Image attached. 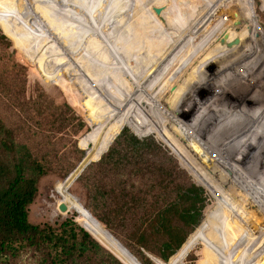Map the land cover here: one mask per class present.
I'll use <instances>...</instances> for the list:
<instances>
[{"label": "trees", "instance_id": "16d2710c", "mask_svg": "<svg viewBox=\"0 0 264 264\" xmlns=\"http://www.w3.org/2000/svg\"><path fill=\"white\" fill-rule=\"evenodd\" d=\"M177 1L184 3V0ZM191 1V4L195 5V2ZM218 1L209 0L215 8L206 17L204 24H199L186 39L170 41L169 36L172 30L163 23L155 10V5H165L166 0H0L2 53L14 60L21 52L25 51L29 42L45 38L57 50L55 51L60 53L68 65L67 68L74 71L77 76L81 75L80 86H86L84 87L85 91L90 94L89 96L94 102L101 105L103 111L100 115L96 114V121H93L76 108L77 105L82 108L88 106V101L82 100L84 99L83 94H81L82 98H74L70 102L62 94L63 92L58 90L57 83L51 77L52 74L48 66L42 65L44 61L53 59L52 55L45 57L46 53H42L37 58L22 62L24 68H30L32 76L37 77L36 79L40 83L37 92L39 95L41 94V97H44L43 100L46 97L44 101L49 103L48 105L43 103L42 109L53 108L54 111L62 113L60 116H66V109L63 107H68L70 109L68 111L72 112L76 120H80L84 131L83 136L77 138L76 145H73L72 142L69 143V140L65 142V151L70 152L71 156L64 158L66 161H59L58 170L52 163L47 162L40 150L27 144L21 137L16 138L14 129L7 124L0 113V131H5L10 138L7 140H11L13 146L15 142L18 150L23 153L40 177L54 173L69 180H76L89 162L96 161L103 155H107L108 159L112 160L115 158L116 150L110 148V145L125 126L131 127L138 135H147L146 131L140 127L147 126V129L151 130L159 141L171 148L183 167L180 171L187 170L190 176L188 178H191V183L188 182L190 184L188 191L193 194L192 198H188L187 195L179 197L180 203L184 201L183 199L189 202L187 208H182L178 202L177 205H168L164 209L151 207L152 211L149 214L154 223L149 229L146 228V219H144L147 198L144 192L141 194L139 191H130L123 196L122 200L125 199V203H132L126 211L113 210V208L108 210L109 215L115 219L122 215L124 220H129L124 223L127 226L124 227L122 235L128 242L147 251L148 257L143 256L145 259L141 261L120 241L115 245H110L109 248L105 243L106 240H109L106 235L109 233L116 235L113 227L111 228L112 219L106 216L107 219L101 220L103 223L105 222L108 231L85 206L80 212H77L78 215L73 214V216L62 218L54 223L36 224L31 222L28 209L33 204L38 189L35 190L31 187L24 178L21 162L12 165L8 159L0 160V264H264V252L246 254L243 247L245 243L236 234L237 227V232L242 237L256 233L264 239V207H262L264 205V168L254 169L256 175L258 172L259 175L254 179L250 177V181L248 180L246 186L238 193H235L234 188L226 187L220 180L223 172L232 166L230 174L233 169H238L239 177L246 175L241 170L243 166L240 163L235 165V162L242 157V151L250 147L258 138L264 140V125L260 127L259 124L243 115L235 105L249 114L252 111L243 107L240 100L235 99L233 100L235 105L233 104V108L228 110L231 113L226 111L227 113L222 117V119L228 117L229 121L227 123L222 121L224 127L221 125L216 129L211 138L207 140L206 138L202 139V136L199 137L203 132V130L200 131L203 128L200 125L199 131L194 126L189 130V134L186 132L183 134L173 133L179 142L145 105L153 90L158 85L160 87L165 85L171 67L175 66L177 62L179 63V59L183 61L185 56L182 55L183 52L193 50L198 61L205 60L211 70L207 59L202 56L196 46V38L201 33L203 34L211 20L217 18L227 7L229 8L221 23L222 30L218 31L219 28L218 32H215L217 33L215 37H213L215 33L213 35L211 30L204 36V39L221 43L217 48L221 50L222 58L228 65V74H234L236 69H238L236 74H240L248 68L252 70L251 73L247 70L248 77L256 75L260 77L258 80L262 79L260 83L251 86L250 91L257 92L264 88L263 71L259 67L255 68L254 59L256 51L264 44V30L261 28L264 25L259 19L256 7L251 0ZM138 19L142 20L145 26L148 25L157 31L160 37L157 41L152 37L149 38L155 53L151 56L148 55V59L145 57L144 62L139 61L142 55L140 53L143 48L149 46L142 42L144 41L141 39L142 37L138 36ZM34 20H37V23L34 24ZM187 24L191 23L180 24L177 29ZM11 40L19 47V50H14L15 54L9 48V45L12 44ZM138 40L142 41L138 42ZM96 41L101 43L105 41L113 47L115 64L110 66L112 68L109 70L110 73L107 72L105 63H100L97 68L89 69L90 65L82 66L77 61V59L85 61V58L90 57L92 44ZM211 42L210 45H213ZM161 43H166L165 51H168L164 52L165 54L157 48ZM173 44H176L174 48ZM210 45L209 49H211ZM37 47L39 49L38 45ZM171 50L172 52L166 56L164 65H161L164 56ZM55 55L57 59L58 56ZM158 56L159 64L156 65L158 70L154 73L149 72V74H153L135 101L136 106L145 116L142 117L133 102L142 86L136 89L131 87V89L133 88L131 90L128 88L130 86L125 84L123 89L119 82L124 81L123 76L128 78L132 76V68L144 69L152 57ZM234 57H236L234 63L230 62ZM261 61L264 65V58ZM37 64L41 66L38 67ZM159 65L161 66L159 67ZM233 65L239 66L235 69ZM3 67L0 68L1 78L4 77L2 73L6 72L5 65ZM167 67L171 68L168 73H166ZM211 73L214 76L212 70ZM143 83H145V79L142 81ZM26 86L31 93L32 87ZM19 87L25 88V85L20 84ZM52 99L58 100L57 107L50 104L49 101H53ZM226 104L228 105L227 102ZM17 110L20 115L31 122L33 121L34 116H30L23 109ZM232 115L243 125L248 126L250 135L252 133L253 135L241 144V149L240 147L236 148L214 170H211L217 161L225 157L233 146L245 137L244 129ZM262 122L264 124V121ZM157 130L161 134L164 133L174 147L181 151L192 165L196 166L204 178L228 200L242 218L191 165V171L195 175L190 171L187 163L167 143L168 140L164 135L157 133ZM188 136L189 139H187ZM136 141L140 144H147L142 139H136ZM5 146L7 144L4 143V148L8 149ZM136 148L141 149L142 147ZM207 155L211 159L206 158ZM140 160H138L139 163ZM246 176L249 177V174ZM176 182L177 185L174 188L176 187L175 189L179 191L182 189L183 181L178 178L174 183L176 184ZM168 186L170 184H166V187ZM167 193L171 196L174 194L173 191ZM158 198L160 197L156 198L157 201ZM207 199L208 202H206ZM211 199L213 204H211ZM203 204L207 206V209L205 215L202 216L200 206ZM10 207L14 209L13 212L9 210ZM200 215L203 218L197 226H194L199 221ZM191 218L194 220L191 221ZM183 220L190 221L195 227L188 236L185 235L181 226L185 223ZM117 238L123 240L120 236Z\"/></svg>", "mask_w": 264, "mask_h": 264}, {"label": "rangeland", "instance_id": "374dc122", "mask_svg": "<svg viewBox=\"0 0 264 264\" xmlns=\"http://www.w3.org/2000/svg\"><path fill=\"white\" fill-rule=\"evenodd\" d=\"M193 1L195 2V5L191 4V0H184V3L177 0H166L165 5H155V10L161 8V12L158 13L160 19L169 27V29L172 30L169 36L170 41L172 39H176L177 41L186 39L199 24H204L206 17L209 16L215 8L211 5L209 0ZM214 1L219 2L218 0ZM251 2L256 7L259 19L264 25V2L261 0H251ZM228 8L229 7L224 9L223 12L205 28L204 33H201L196 38V46L198 50H200L202 56L207 59L211 66V70L214 73L213 78H215L217 83V90L216 86L214 87L208 80L201 63L194 54V51L190 49L184 52L183 56H185L183 61L179 59V63L172 67L166 77L165 85H163V87L158 85L145 102V105L151 113L154 114L165 129L174 137V134L178 133L183 134L186 132L189 134V130L194 126H196L197 131H199V126L201 125L200 127L203 128L200 129V131L203 130V132L199 137L202 136V139L206 138L208 140L216 132V129L221 125L224 127L223 122L227 123L229 121L228 117L227 119H222V117L227 113L226 111L233 108V104L235 105L233 100L235 99L240 100L243 107H247L252 111L251 115V113L249 114L246 111L241 110L239 106L235 105L243 115H246L254 123L259 124L260 127L261 125H264L262 122L264 121V88L257 92L250 91V87L254 86L256 83H260L262 79L258 80L260 77L256 75L248 77V71H250L249 73L252 72V70H249L248 68H246V70L244 69L243 73L240 72V74H236L238 70L236 67L239 65H236V67L233 65L236 72H234V74H228V65L222 58L221 50L217 48L221 43L211 42L212 40L205 41L204 39V36L211 32V30L213 31V35L219 28L220 30L218 31L222 30L221 23ZM137 21V29L139 31L138 36L142 37L141 39L144 40H138V42H145L147 43L146 45L149 46L143 48L140 53L142 55L139 61L144 62L145 57L148 59V55L151 56L155 53V50L151 47L152 45L149 42V38L152 37L157 41L160 37L157 31L148 25L145 26L142 23V20L139 21L138 19ZM35 23H37V20H34V24ZM186 23L191 24H187L177 29L180 24L184 25ZM261 28L264 30V27ZM216 34L217 33H215L213 37H215ZM1 38L2 36L0 39ZM1 41L2 40H0V44H2L0 45V68H4L3 65H5L6 72L2 73L4 76L3 78L0 77V113L7 124L14 129L16 138L21 137L27 144H31L33 148L40 150L47 162L49 161L54 165L55 169L57 168L59 170V161H66L64 158L70 155V152L65 151V142L69 140V143L72 142L73 145H76L78 143L77 138L81 135L83 136V125L80 124V120H76L72 112L68 111L70 110L68 107H63V109H66V116H60L62 113L54 111L53 108L51 109L47 107L46 109H42L43 103L45 105H48L49 103L44 101L46 97L43 100L44 97H41V94L39 95L37 92V87L40 85L38 79H36L37 77L32 76L30 68H24L22 65V62H27L20 58L23 52H21L16 59L12 60L7 54L2 53L3 43ZM210 42L213 43V45H210ZM11 43L12 44L9 45L11 51H14L15 49L19 50V47L15 45L13 40H11ZM36 43H38L37 45L39 46V49L37 45H35ZM175 45L176 44H173V48ZM209 45L211 49H209ZM92 46V50L90 51L98 52V55L105 59L103 62L105 63L104 66L106 67L107 72L110 73L109 70H112L110 66L115 64V60L113 59V47L105 41L103 43L96 41ZM34 47L39 55L46 53L45 57L51 55L54 57L41 64L48 66L52 74L51 77L57 83L58 90L62 91V94H64L70 102H72L74 98H82L81 94H83L84 99L82 100H86V102L88 101V106L82 108L77 105L76 108L81 110V112L87 115L91 120L96 121L97 115H100V113L103 112L102 107L97 104V102H94L89 96L90 94L85 91L84 87L86 86H80L82 80L81 75L77 76L74 71L72 72L67 68L68 65L65 60H63L60 53H57V50L54 49L53 45H51L45 38L36 41L32 40L29 42L28 46H26L25 51L31 53L35 50ZM166 47V43H161L157 48L161 53H166L168 51H165ZM15 51L13 54H15ZM171 52L172 50L164 56L161 65H164L166 56ZM55 54L58 56L57 59ZM255 54V68L259 67L264 75V65L261 61L262 58H264V44L258 48ZM45 57H43L44 60ZM232 60L230 62L234 63L236 57ZM158 61L159 56L155 58L152 57L144 69L132 68V76H130V78L123 76L124 81L119 82L120 87H123L126 84L130 86L128 87L129 89H131V87L136 89L142 86L133 101L134 103L151 75L154 71L158 70V67L156 68V65L159 64ZM161 65H159V67ZM36 66L40 67L41 65L37 64ZM108 67H110V69H107ZM149 72L153 73L149 74ZM114 73L116 74V72ZM241 73L242 75H246L242 76ZM41 78H43V76H41ZM144 79L145 83L142 84ZM20 84L25 85V88L19 87ZM26 85L32 87V89H30L31 93H29L28 86ZM49 85L52 86L51 83H49ZM85 95L87 96L85 97ZM52 100L53 101H49L50 104L57 107L56 103H58V100ZM34 104H37L38 106H35ZM17 109H23L30 116H34L33 121L31 122L26 117L20 115ZM63 109L61 110L63 111ZM140 114L142 117H145L141 112ZM235 119L244 129L243 135H245V137L234 145L232 150L225 157L217 161L211 170H214V168L225 160L236 148L240 147L241 149V144L253 135V133L250 135L251 132L248 126L243 125V123L236 117ZM140 127L146 131L147 135H138L131 127L125 126L110 145V148L116 150L115 158L112 160L108 159L107 155L101 156L99 160L89 163L76 180H69L54 173H49L40 177L39 173L32 167L23 153L18 150L15 142L13 146L11 140H9L11 145L3 141L4 139L7 140L10 138L5 131H0V160L8 159L12 165L21 162L24 169V178L28 181V184L31 185V187L35 190L38 189L37 196L28 209L31 222L36 224L54 223L60 221L62 218L73 216V214L78 215L77 212H80L85 206L95 219L102 223L106 228L107 226L105 225V222L103 223L101 220L105 219L106 216L112 219V226H110L111 228L113 227L112 229L116 235L113 233L112 234L115 237L110 233L106 235V238L109 240H106L105 243L109 248L110 245L117 244L119 240L141 261H144L143 259L145 258L143 256L148 257L147 251L128 242V240L122 235L124 227L127 226H125L124 223L125 221L129 222V220H124L125 218H123L122 215L115 219L113 216L109 215L108 210L113 208V210L122 209V211H126L132 203H125V199L122 200L123 196L130 191H139L141 194L144 192L147 196L144 208L146 217L144 219H146V228L149 229L154 223L152 216L149 214L152 211L151 207H155V209H164L168 207V205L171 206L178 202L181 204L182 208H187L189 202L183 199L184 201H181L180 203L179 197L180 195H187L188 198H192L193 194L188 191L190 186L189 183H191V178H188L190 177L188 175L189 173L187 170L180 171L183 167L180 165L179 159L171 151V148L159 141L154 134H152L153 132L147 129V126H145V128L144 126ZM157 133L162 135L159 130H157ZM136 139H142V141H146L145 143L147 144L137 143ZM187 139H189V136ZM4 143L7 144L5 147L8 149L4 148ZM167 143L179 154L178 150L171 143L168 141ZM136 147L142 148L137 149ZM242 152V157L235 162V165L240 163L241 166H243L241 170L244 171V174H249V177L246 175H241L243 177H239V175H237L238 169H233L230 174V170L233 166L228 167L220 176L221 182L226 187L234 188L235 193L240 192L243 187L246 186L250 181V177H252L251 179H254L255 176L259 175V172L256 175L254 169H257L258 167L264 168V140L258 138L250 145V147ZM179 156L181 155L179 154ZM49 157H51V159H49ZM181 158L185 161L182 156ZM206 158L211 159L208 155ZM138 160L141 162L139 163ZM185 163L187 162L185 161ZM187 165L191 171V166L188 163ZM178 178L183 181L182 189L179 191L175 189L176 187L174 188V186L177 185V182L176 184L174 182ZM166 184H170V186L166 187ZM171 191L174 193L172 196L167 193ZM157 197H160L158 198V201L156 200ZM61 202L66 203L69 211L61 212L58 209V205ZM206 202H208V199ZM211 204H213L212 199ZM262 207H264V205ZM206 209L207 206L204 204L200 206L202 216L205 215ZM9 210L11 212L14 211L11 207ZM202 218L200 215L199 221H197L194 226H197ZM178 220L181 221L180 219ZM192 220H194V218H191V221ZM183 222H185L181 224L183 232L188 236L195 227L190 221L186 222L183 220ZM236 234L245 243L243 247L246 254L264 252V239L256 233H251L248 236L242 237L238 234L236 227ZM119 236L122 237L123 240L117 238ZM151 261L153 260L151 259Z\"/></svg>", "mask_w": 264, "mask_h": 264}, {"label": "water", "instance_id": "95a60500", "mask_svg": "<svg viewBox=\"0 0 264 264\" xmlns=\"http://www.w3.org/2000/svg\"><path fill=\"white\" fill-rule=\"evenodd\" d=\"M156 11L158 12V13H160L161 12V8H157L156 9ZM35 50H33L31 53L30 52H26V51H24L22 54H21V59H24V60H30V59H33V58H37V57H39V54H38V52H37V50H36V48H34ZM99 53L97 52H91V54H90V57H87V58H85L86 60L85 61H82V60H78L77 59V61H78V63L79 64H81L82 66H84V65H90L89 67H91V68H89V69H94V68H97L98 66H99V64L100 63H103L104 61H105V59H103V58H101V56L100 55H98ZM3 141H5L6 143H8L9 145H11V143L8 141V140H6V139H4ZM114 141V140H113ZM100 159V158H99ZM98 159V160H99ZM97 161V160H96ZM91 162H93V161H91ZM91 162H89V163H91ZM89 163L88 164H86V166H84V168L82 169V171L80 172V174L86 169V167L89 165ZM79 174V175H80ZM58 209L61 211V212H67V211H69V208L67 207V205H66V203H64V202H61L59 205H58ZM87 209V208H86ZM89 211V210H88ZM91 213V212H90ZM84 226L85 227H87L85 224H84ZM109 231V230H108ZM112 234V233H111ZM113 235V234H112ZM114 236V235H113ZM115 237V236H114ZM117 239V238H116ZM118 240V239H117ZM119 241V240H118ZM120 243H122V242H120ZM123 244V243H122Z\"/></svg>", "mask_w": 264, "mask_h": 264}, {"label": "bare ground", "instance_id": "6f19581e", "mask_svg": "<svg viewBox=\"0 0 264 264\" xmlns=\"http://www.w3.org/2000/svg\"><path fill=\"white\" fill-rule=\"evenodd\" d=\"M224 1V0H223ZM261 1H263L264 2V0H261ZM222 3V2H221ZM216 19V18H215ZM214 20V19H213ZM213 20H211V22H210V24L213 22ZM209 24V25H210ZM183 54H184V52H183ZM182 54V55H183ZM181 55V56H182ZM199 62L201 63V65H202V67H203V71L205 72V74H206V76H207V78H208V80L213 84V86L215 87L216 86V90H217V83H216V81H215V78H213L214 76L212 75V73H211V71H210V69H209V67H208V65H207V63H206V61L204 60V61H200L199 60ZM178 63V62H177ZM176 63V64H177ZM175 64V65H176ZM173 67V66H172ZM171 67V68H172ZM171 68H168L167 67V69H166V73H168L169 71H170V69ZM165 73V76L167 75ZM164 76V77H165ZM215 89V88H214ZM135 105V107H136V109L137 110H139L141 113H142V111L136 106V103L134 104ZM142 115L144 116V114L142 113ZM146 119H147V117H146ZM163 135H164V137L173 145V143L166 137V135L164 134V133H162ZM174 146V145H173ZM179 152V154L185 159V161L189 164V165H191V166H193L197 171H198V173L202 176V178L215 190V188H214V186L208 181V180H206L205 178H204V176L199 172V170L196 168V166H194V165H192L186 158H185V155L181 152V151H178ZM192 173L194 174V172L192 171ZM216 191V190H215ZM217 192V191H216ZM218 194H219V192H217ZM220 195V194H219ZM221 197H223L222 195H220ZM227 202H228V200L225 198V197H223ZM229 203V202H228ZM229 205H230V207L236 212V214H238L239 215V217L240 218H242L241 217V215L232 207V205L229 203Z\"/></svg>", "mask_w": 264, "mask_h": 264}]
</instances>
